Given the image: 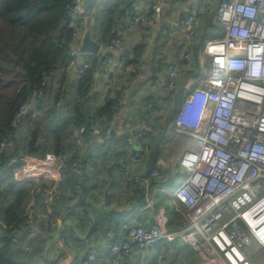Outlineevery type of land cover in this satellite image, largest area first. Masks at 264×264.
Masks as SVG:
<instances>
[{
	"label": "built area",
	"instance_id": "built-area-1",
	"mask_svg": "<svg viewBox=\"0 0 264 264\" xmlns=\"http://www.w3.org/2000/svg\"><path fill=\"white\" fill-rule=\"evenodd\" d=\"M157 1L150 3L153 18L161 12ZM85 4L86 0H72L67 6V27L72 31L73 42L67 64L69 82L79 80L95 57L83 52L81 46L87 34L92 35L100 28L101 16L97 11L86 13ZM212 10L211 3L192 6L168 32V37L176 39L180 34L187 48L196 37L204 15ZM124 15L132 25L143 20L136 5L126 8ZM215 16L219 35L203 42L198 55V64L203 70L200 80L187 82L189 86L171 118L172 128L161 143L155 168L149 166L154 149L145 129L127 136L121 151L126 162L121 169L126 182L147 195L149 206L155 182L167 179L177 182L172 196L183 211L185 224L177 231H169L163 209L157 212L155 222L149 227L129 221H122L120 227L113 223L107 236L109 256L114 264H124L136 252L158 249L179 237L198 252L204 264H252L245 248L254 242L258 248L264 247V0H219ZM121 43L117 36L110 47H120ZM190 56V53L184 54L185 59ZM78 58H81L79 64ZM102 63H117L127 68L128 57L126 54L117 60L106 57ZM161 63L167 73L165 88L177 90L180 68L168 59ZM47 80L45 76L43 86ZM121 106L120 100L118 109ZM66 117L59 105L39 110L31 101L15 112L14 134L0 142L1 157L15 147L27 118L33 128L39 126L33 149H23L8 161L10 168L19 164L14 168V179L34 187L24 211L29 225L38 211L36 195L45 194L46 203L59 200L69 173L88 177L92 185L104 184L88 153L95 136L93 130L82 126L73 128L77 152L69 157L49 149L48 129ZM131 126V122H126L127 128ZM139 168L141 172H137ZM184 173L187 177L181 181ZM75 189L80 192L83 186L75 184ZM48 210L40 215L46 221L53 217ZM7 228L0 213V234ZM98 255L97 247L91 246L81 264H96Z\"/></svg>",
	"mask_w": 264,
	"mask_h": 264
},
{
	"label": "crops",
	"instance_id": "crops-1",
	"mask_svg": "<svg viewBox=\"0 0 264 264\" xmlns=\"http://www.w3.org/2000/svg\"><path fill=\"white\" fill-rule=\"evenodd\" d=\"M152 1L157 0H86L85 12L97 11L101 16L100 28L91 35L100 49L98 54H93L97 58L96 69L88 97L84 99L77 96V81L69 82L68 57L66 63L52 76L51 83L55 93L44 107H63L67 114L66 119L72 122L69 131L60 134L59 148L56 145V131L61 125L58 123L48 129L50 150L62 151L69 157L77 152L73 137L75 126L86 127L95 132L88 153L94 160L97 176L104 184L92 185L88 177L69 173L59 200L46 203L47 196L43 193L37 194L38 211L33 223L20 224L13 235L8 255L0 264H81L91 246L98 249L96 264H114L109 256L110 239L107 235L110 226L118 222L120 227L122 221H129L149 227L155 222L157 212L164 210L163 207H154L158 195L163 194L164 186L156 184L152 187V205L149 206L147 195L141 194L132 183L126 182L121 171L126 166L121 151L125 146L126 137L140 128L149 132V140L155 151L169 120V112L173 109L185 81L200 80L203 70L198 64V55L203 46L202 41L219 35V23L214 14L219 0H159L160 3L157 2L161 6V12L157 18L152 17ZM199 3H211L213 10L204 15L196 37L185 48L180 34H177L176 39H170L168 32L192 6ZM132 5L138 7L143 17L136 25L130 24L123 12ZM110 10L114 11V27L122 40L121 46L117 48H111L109 38L105 36V20ZM140 45H144L143 54L136 58L134 51ZM186 52L191 54L188 59L184 58ZM122 54H128L130 58L127 68L120 67L117 63H102L103 58L111 57L117 60ZM163 59L174 62L180 68L178 89L175 91L165 88L167 73L161 63ZM80 62L81 58H78L76 63ZM157 82L160 85L157 86ZM116 96L122 97L123 103L113 120L109 122L106 118H99L98 109L106 98ZM75 102L82 104V118L72 112L71 106ZM149 104L155 105L157 112L155 109L150 110ZM126 122H131V128L126 127ZM169 128H172L171 121ZM32 132L33 125L31 121L26 120L18 133L16 145L20 151L33 148ZM141 171L142 168L137 169V172ZM0 176L7 182L2 171ZM78 183L83 186L80 192L75 189V184ZM22 185L31 186L28 183ZM8 191L9 186L4 198L0 199V210L10 206L14 200V193ZM122 192L125 194L122 195ZM170 202L179 208L173 196ZM47 210L53 214L49 221L40 216ZM46 222L49 226H46ZM184 224L185 220L183 226ZM177 230L179 228L173 231ZM117 232L120 233L119 228ZM3 237L4 231L0 234V242ZM184 244L192 249L188 244ZM249 247L245 248V252L252 264H264V247ZM160 254L161 248H149L126 258L124 264H153ZM192 254L195 256L192 257ZM192 254L180 264H204L196 250L192 251Z\"/></svg>",
	"mask_w": 264,
	"mask_h": 264
},
{
	"label": "trees",
	"instance_id": "trees-1",
	"mask_svg": "<svg viewBox=\"0 0 264 264\" xmlns=\"http://www.w3.org/2000/svg\"><path fill=\"white\" fill-rule=\"evenodd\" d=\"M72 0H0V94L2 90L12 85L16 91L9 106L5 110L0 109V142L14 134L12 120L15 112L24 104L33 101L36 109H45L47 100L54 96L55 88L51 83L52 73L66 63L72 50V31L67 27L69 20L67 6ZM126 9V8H125ZM124 9V10H125ZM124 12V11H123ZM114 11L110 10L105 20V36L109 38V45L117 33L113 22ZM144 45L138 46L134 55L136 58L143 54ZM128 63L130 58L128 54ZM93 58L91 67L77 80L76 94L81 98H87L93 82L97 60ZM104 59V58H103ZM48 76L47 84L42 85L43 78ZM41 95V97H38ZM122 97H107L98 109V117L111 122L119 112L117 104ZM72 112L83 117L82 104L75 102L71 106ZM68 119V118H67ZM59 123L56 131V145L59 148L60 134L69 131L72 122L68 119ZM30 121V118H27ZM39 129L33 128L32 143ZM33 149V148H32ZM57 152H62L56 150ZM17 145L4 152L0 157V171L6 176L10 193H14V200L0 213L4 217L9 228L4 230V237L0 242V262L8 255L12 246L13 235L16 234L20 224H27L24 211L30 200L33 185L25 187L14 179V168L8 167V161L19 155ZM170 188L168 195H158L154 207H163L168 218V230L173 231L182 228L184 215L171 201V190L176 183L167 179L158 180L153 184ZM9 193V194H10ZM118 223V222H116Z\"/></svg>",
	"mask_w": 264,
	"mask_h": 264
},
{
	"label": "rangeland",
	"instance_id": "rangeland-1",
	"mask_svg": "<svg viewBox=\"0 0 264 264\" xmlns=\"http://www.w3.org/2000/svg\"><path fill=\"white\" fill-rule=\"evenodd\" d=\"M15 91H16L15 85H12L11 87H7L6 89L2 90V93L0 94V109L1 110H5L8 108L9 102L12 100ZM148 107L154 111V108H155L154 105L150 104ZM171 112H172V110H170V112H169L170 115H171ZM185 177H187L186 173L183 174L181 181ZM4 179H6V176ZM174 183L177 184V182H174ZM7 186H8L7 182H5L0 176V199L4 198V195L7 192ZM169 192H170V188L166 187L163 191V195H168ZM170 195H172V193ZM6 197L8 199V195ZM171 198H172V196H171ZM171 204H173V203H171ZM182 213H183V211H182ZM184 243L185 242L183 241L182 237H179L172 244V246L170 248H169L170 244L163 243L160 247L161 248V254H160L161 256L159 258H157V261H155V263H153V264H180L181 262H183L187 256L192 254V251L194 252V250L186 247ZM255 247H256V243L254 242L249 248L252 249ZM194 256L195 255L192 254V257H194ZM189 257H191V256H189Z\"/></svg>",
	"mask_w": 264,
	"mask_h": 264
},
{
	"label": "water",
	"instance_id": "water-1",
	"mask_svg": "<svg viewBox=\"0 0 264 264\" xmlns=\"http://www.w3.org/2000/svg\"><path fill=\"white\" fill-rule=\"evenodd\" d=\"M202 43H203V41H202ZM99 49H100L99 44L92 40L91 34H87L85 39H84V41H83V44L81 46V50L83 52H90V53L95 55V54H98ZM188 86H189V84H187V82L185 81L183 87L181 88V90L178 93V96H177V98L175 100V104H174V107L172 109V112H171V115L169 117V120L167 122V125L165 126L163 134H162V136L160 138V141H159V143H158V145H157V147H156V149H155V151L153 153V156H152V159H151V162H150V169H154L155 166H156V164H155L156 163V159H157V157L159 155V152H160L161 143L163 142V140H164V138H165V136L167 134V131L169 129V124H170L171 118H172L175 110L177 109V107L179 105V102H180V100H181V98L183 96V93H184L186 87H188ZM150 110H152V109H150Z\"/></svg>",
	"mask_w": 264,
	"mask_h": 264
}]
</instances>
